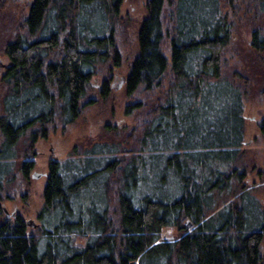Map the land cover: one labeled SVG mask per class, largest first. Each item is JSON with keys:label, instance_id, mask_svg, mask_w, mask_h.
<instances>
[{"label": "trees", "instance_id": "16d2710c", "mask_svg": "<svg viewBox=\"0 0 264 264\" xmlns=\"http://www.w3.org/2000/svg\"><path fill=\"white\" fill-rule=\"evenodd\" d=\"M29 1L2 49L0 191L16 171L27 179L34 162L19 160L37 141L95 104L81 102L120 67L127 27L126 0ZM145 12L124 78L133 125L104 130L123 143L49 160L37 228L0 221V264H264V177L248 186L243 161L244 101L264 96V0H148ZM240 14L251 39L229 71ZM97 93L109 100L108 80ZM166 228L178 237L162 240Z\"/></svg>", "mask_w": 264, "mask_h": 264}, {"label": "rangeland", "instance_id": "374dc122", "mask_svg": "<svg viewBox=\"0 0 264 264\" xmlns=\"http://www.w3.org/2000/svg\"><path fill=\"white\" fill-rule=\"evenodd\" d=\"M0 0V8L3 7V2ZM10 5L8 8L10 14H0V77L3 74V67L7 64L6 59L2 55L4 44L9 40L7 26L9 20L18 21L26 12L25 8L29 0H8ZM148 0H126L119 11L122 18L127 19V27H121L126 33L117 40L119 54L121 56V65L119 68H112L111 72H107L104 68L101 70V75L93 77L92 84L94 92L81 102L84 104L88 99L95 100V104L87 105L81 110L80 117L74 124L66 126L64 129L60 127L49 134L46 140L37 141L29 150L31 152L26 159L33 160L35 167L25 179L19 171H16L15 179L8 184L2 185L0 193V207L4 208L7 214L14 213L19 215L27 228L33 230L29 226L31 222L34 225L38 224L37 214L42 207L43 199L42 192L45 185L46 174L48 170L49 160H61L71 153L74 147L80 149L86 148L90 144L108 143L117 144L121 142L114 139V136L106 133L104 130L107 125L118 129L131 128L134 117L125 115L124 108L127 103L124 90V78L128 73V68L133 59L137 55L136 36L142 20L146 17L145 5ZM240 14L237 31L234 32V42L232 48L225 52L226 67L230 71L235 66L241 67V61L244 59V52L248 53L247 44L250 43V24L243 19ZM264 17L261 23H264ZM262 23V24H263ZM14 26V25H13ZM13 28V27H12ZM239 55V56H238ZM109 78V79H108ZM108 80L111 95L109 100H102L98 95V90L101 87L103 80ZM123 82L119 88L120 83ZM261 84V83H260ZM264 90V88L262 89ZM2 91L0 88V95ZM243 116L245 118V157L244 162L248 166V178L246 184L249 186L254 182L259 181L257 174L263 173L264 177V137L260 135L259 125L264 122V96L260 95V91H251L244 101ZM126 132L123 134L125 135ZM28 142V141H27ZM20 140L19 146L21 150L25 146H29V142ZM123 143V142H121ZM26 149V148H25ZM32 175L39 176L33 179ZM259 183L256 188L263 186ZM254 195L264 206V187L256 190ZM0 208V221L5 220L4 212ZM178 232L172 228H166L162 231L161 239L171 241L178 237ZM83 244L84 241H78ZM262 255L264 257V241L261 245Z\"/></svg>", "mask_w": 264, "mask_h": 264}, {"label": "flooded vegetation", "instance_id": "af4514ba", "mask_svg": "<svg viewBox=\"0 0 264 264\" xmlns=\"http://www.w3.org/2000/svg\"><path fill=\"white\" fill-rule=\"evenodd\" d=\"M43 141H44V140H43ZM34 167H35V163H34L32 169L30 170V172L28 173V175H27L26 178H28L29 174L31 173V171H33ZM47 175H48V170H47V174H46V179H47ZM32 176H33V175H32ZM46 179H45V182H46ZM1 189H2V188H1ZM1 191H2V190H1ZM1 191H0V193H1ZM0 208H1V207H0ZM1 210L4 212V215H5V218H6L5 220H7V221H10V220H12V221L21 220V221L23 222L22 218H21L19 215L16 214V216H15V214L12 213V214H10V216H9V215L7 214V212L5 211L4 208H1ZM23 223H24V222H23ZM24 224H25V223H24Z\"/></svg>", "mask_w": 264, "mask_h": 264}, {"label": "water", "instance_id": "95a60500", "mask_svg": "<svg viewBox=\"0 0 264 264\" xmlns=\"http://www.w3.org/2000/svg\"><path fill=\"white\" fill-rule=\"evenodd\" d=\"M121 85H123V82L120 83V85L118 86V88H119ZM38 177H39V176H36V175H33V176H32L33 179H37ZM28 225L31 226V227H33L34 229L37 228V225H34V226H33V224H32L31 222H29ZM190 226H191V224H190L188 221L185 222V227H186V228H190Z\"/></svg>", "mask_w": 264, "mask_h": 264}]
</instances>
